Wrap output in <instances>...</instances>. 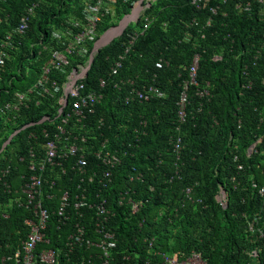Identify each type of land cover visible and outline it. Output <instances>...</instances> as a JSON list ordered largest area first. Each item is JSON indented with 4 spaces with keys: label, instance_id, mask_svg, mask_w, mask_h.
<instances>
[{
    "label": "trees",
    "instance_id": "16d2710c",
    "mask_svg": "<svg viewBox=\"0 0 264 264\" xmlns=\"http://www.w3.org/2000/svg\"><path fill=\"white\" fill-rule=\"evenodd\" d=\"M36 1L40 0L0 1V45L9 35L17 45L0 74V260L16 257L29 234L26 221L36 220L22 189L35 174L31 165L44 157L39 152L32 158L30 151L37 152L45 138L41 132L49 127L39 123L45 110L35 103L13 115L3 116L2 110L17 91L37 82L41 68L49 63L50 52L43 48L58 47L53 32L82 13L81 0H42L28 32L16 35L21 18ZM133 1L117 2L118 21L130 13ZM248 1L249 7L242 0H210L198 8L190 0H157L147 12L149 28L128 53L126 34L144 28L143 20L99 52L86 85L88 92L98 89L104 97L89 122L98 147L108 139V150L122 163L112 170L105 187L96 192L91 186L90 193L77 189L81 178L72 171L60 178L57 169L46 172L45 183L55 181L56 186L53 191L50 185L44 189L50 243L42 247L57 252L56 264H103L105 259L99 248L78 246L70 253L66 244L75 224H84L86 238L93 242L99 235L91 209L70 208L67 219L60 221L57 210L66 191L71 203L79 201L78 196L91 203L108 201L113 215L107 228L117 238L110 264H147L160 261L158 253L188 256L193 251L207 264H264V201L252 187L253 181L264 184V141L248 155L264 138V15L259 0ZM193 21L196 25L189 29ZM196 56L200 87H190L188 118L179 125L178 103ZM122 57L119 74L111 75ZM161 61L163 68H158ZM102 78L109 86L100 90ZM208 83L211 96L201 97L198 91ZM151 86L165 97L140 101L132 94ZM177 136L183 139L179 154L171 143ZM90 160L96 167L100 164ZM64 165L68 168V162ZM240 165L244 170L238 172ZM99 169L105 170L102 165ZM219 186L228 194L226 208L216 198ZM122 195L127 197L123 204ZM129 199L142 202L137 213Z\"/></svg>",
    "mask_w": 264,
    "mask_h": 264
},
{
    "label": "built area",
    "instance_id": "2783aa9c",
    "mask_svg": "<svg viewBox=\"0 0 264 264\" xmlns=\"http://www.w3.org/2000/svg\"><path fill=\"white\" fill-rule=\"evenodd\" d=\"M0 1L6 2L7 0ZM40 1L33 2L27 8L18 27L14 30L16 35L24 36L28 32L31 19ZM118 1L81 0V15L71 18L67 25H63L53 32L52 41L58 47L49 48V46H45L43 48L50 52L49 63L41 68L37 82L26 91H17L14 101L8 102L2 110L3 116L13 115L24 109H30L31 105L35 103L36 107H44L45 110H43L44 115L39 123H47L49 127L41 132L45 138L37 152L34 150L30 151L32 158L38 156L39 152L44 157H42L40 162H34L31 165L30 170L35 174L30 176V180L22 189V192L27 195V205L32 208L36 220L30 218L26 221L29 234L16 257H3L0 260V264H8L11 261H15V264L57 263V252L54 249L42 247L48 246L50 243L46 236L50 214L44 206V189L46 185H50V189L53 191L56 186L55 181L45 183L48 169L59 170L55 174L59 178L67 175L70 171L76 173L81 178L78 181L77 189L82 193H90L93 192V190L91 191V186L97 187L96 192L100 187H105L106 181H110L113 176L112 170L122 163V159L117 153L108 150V139L98 147L99 140L96 138L94 127L90 125L89 115L95 111V107L102 100L104 94L98 89L88 92L86 81L99 52L123 36L129 27L136 26L143 20L144 28L135 27L134 31L126 34V53L129 52V48L149 28L150 16L147 15V12L157 0H124L125 2L133 1L132 8L130 13L124 15L119 21L115 19L117 17ZM190 1L198 8L210 2V0ZM220 1L225 3L227 0ZM242 1L248 7L251 4L248 0ZM259 3L263 6L262 15H264V0H259ZM212 12L217 14V8H214ZM2 19L0 16V22ZM105 24L110 26L101 31V27L105 26ZM194 25H196V21L191 22L187 27L191 29ZM210 25L211 20L208 22V26ZM16 47L17 45L13 42L11 35L0 45V74L3 68L6 67L7 61L11 59L9 51ZM40 55H42V51ZM124 58L122 57L111 68V75L116 76L119 74V68H122ZM199 60L200 57L196 56L190 69V80L185 83L178 103L179 125L184 124L188 118L190 87H200L197 80ZM163 65L161 61L157 64V67L163 68ZM98 86L100 90H103L109 86V81L102 78ZM115 86L120 88L119 84H115ZM208 88H210V83L205 86V89L199 90L198 94L201 97H210L211 93ZM132 94H135L140 101L165 97V94L155 86L145 87L143 91H136L135 89ZM101 122L103 123V121ZM28 127L29 125L23 129ZM32 135L34 138L38 136L36 132ZM263 141L264 138H260L249 149V157L256 152V148ZM171 143H173L174 152L179 154L183 149L182 137L173 138ZM7 144L4 145V148ZM90 159H96L100 164L96 167ZM236 160H238L237 157ZM64 162H68V168L65 167ZM101 165L105 168L103 172L99 169ZM243 170L244 167L242 165L238 166V172ZM87 178L89 179L88 185L86 183ZM233 180L235 181L236 177ZM252 187L264 201V184L261 185L253 181ZM192 191L193 189L191 188L187 189L186 193L189 199ZM50 197H53L52 194L48 195V198ZM126 198L125 195L121 196L122 204L125 203ZM216 198L223 208L228 206L229 198L223 186H219ZM62 199L57 210L61 222L67 219V211L70 208H73L76 212H80L83 208L91 209L94 211L96 233L99 235V240L93 242L86 238V226L82 223L75 224L66 244L70 253L78 246H84L88 249L99 248L105 258L103 259V264H110L112 251L117 248V238L115 233L107 228L113 215V212L109 209L108 201L102 200L91 203L86 200V197L81 199L78 196L76 199L80 200L71 203L68 191L64 193ZM128 204L132 207L133 213H137L142 206V202H137L134 199H129ZM84 215L83 212L81 217H84ZM251 229L253 230L252 227ZM261 236L264 237V234L261 233ZM150 246L152 247L153 244L151 243ZM157 256L160 257V261H148L147 264H207V260L203 258L202 254L196 251H193L188 256H183L179 253H158Z\"/></svg>",
    "mask_w": 264,
    "mask_h": 264
},
{
    "label": "rangeland",
    "instance_id": "374dc122",
    "mask_svg": "<svg viewBox=\"0 0 264 264\" xmlns=\"http://www.w3.org/2000/svg\"><path fill=\"white\" fill-rule=\"evenodd\" d=\"M115 19H117V17ZM33 72H35V71H33ZM0 119H1V105H0ZM0 122H1V120H0Z\"/></svg>",
    "mask_w": 264,
    "mask_h": 264
},
{
    "label": "crops",
    "instance_id": "0c3cea01",
    "mask_svg": "<svg viewBox=\"0 0 264 264\" xmlns=\"http://www.w3.org/2000/svg\"><path fill=\"white\" fill-rule=\"evenodd\" d=\"M220 59V58H219ZM254 255L256 256L257 255V251H255Z\"/></svg>",
    "mask_w": 264,
    "mask_h": 264
}]
</instances>
